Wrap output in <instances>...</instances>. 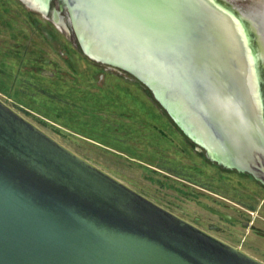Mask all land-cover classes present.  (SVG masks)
<instances>
[{
  "label": "water",
  "instance_id": "95a60500",
  "mask_svg": "<svg viewBox=\"0 0 264 264\" xmlns=\"http://www.w3.org/2000/svg\"><path fill=\"white\" fill-rule=\"evenodd\" d=\"M21 1L45 15L50 5ZM227 1L61 0L88 58L134 76L218 163L264 173V45ZM52 16L67 28L60 10ZM0 264L264 261L157 204L0 99Z\"/></svg>",
  "mask_w": 264,
  "mask_h": 264
},
{
  "label": "rangeland",
  "instance_id": "374dc122",
  "mask_svg": "<svg viewBox=\"0 0 264 264\" xmlns=\"http://www.w3.org/2000/svg\"><path fill=\"white\" fill-rule=\"evenodd\" d=\"M227 4L264 32V0ZM147 90L131 74L89 60L49 10L0 0L3 102L157 204L264 261V188L209 161L171 128Z\"/></svg>",
  "mask_w": 264,
  "mask_h": 264
},
{
  "label": "flooded vegetation",
  "instance_id": "af4514ba",
  "mask_svg": "<svg viewBox=\"0 0 264 264\" xmlns=\"http://www.w3.org/2000/svg\"><path fill=\"white\" fill-rule=\"evenodd\" d=\"M230 1V0H229ZM58 6V7H57ZM56 7L53 5L51 8H50V5H49V11L51 12V15H53V9L56 8L57 10H60V12L63 10L64 12V8L66 10V7L65 5L61 2H59V4L57 5ZM249 6V5H247ZM67 11V10H66ZM243 12V11H241ZM48 13V11H47ZM46 13V14H47ZM247 17V13L243 12ZM63 15V19L65 20V17L67 16L62 14ZM251 19V18H250ZM67 21V22H66ZM66 24H67V30L70 32V34L74 35L75 39H76V36L74 34V30L72 28V26L70 25L69 21L66 19ZM253 21V20H252ZM255 24V23H254ZM256 26V29L258 31V34H259V38L260 40L263 41V44L264 45V32L261 30V28H259V26L257 24H255ZM65 28V27H64ZM249 36H250V40L251 42L253 43V47H256V42H255V38H254V35L252 34V32L250 31L249 32ZM77 41V39H76ZM78 43V42H77ZM89 60L97 63L98 65H101V66H104L105 68H110V66L106 65V64H103V63H100V62H97V61H94L90 58H88ZM113 68V67H111ZM116 69V68H114ZM117 70H120V69H117ZM120 71H123V70H120ZM125 72V71H124ZM263 82H262V86H261V90H262V96H263V102H264V78L262 79ZM148 91V90H147ZM150 96L152 97V99L155 101V103H157L156 99L154 98V96L152 95V93L150 91H148ZM161 109L163 110L164 114L166 115L165 118L168 120L169 122V125L171 126V128L173 127L174 128V125H176V127L179 129V131L182 133L183 136H185L186 139H188L189 142H191L192 144L195 145V149L199 150V151H202L205 155V157L213 162L216 166H218L219 168H223V169H226L228 170L229 172L233 173V174H242L250 179H252L256 184H258L259 186H261L262 188H264V173L263 171L261 170V166L260 165H257V168H256V173H252V172H248V171H241V170H238L236 168H233V167H228V166H225L221 163H218L217 161H215L214 159H212L210 156L207 155L206 151L204 148L200 147L199 145H197L196 143H194L191 139H189V137L179 128V126L172 120V118L168 115V113L165 111V109L161 106ZM171 122V123H170ZM263 166H264V160H263ZM262 173V174H261Z\"/></svg>",
  "mask_w": 264,
  "mask_h": 264
},
{
  "label": "bare ground",
  "instance_id": "6f19581e",
  "mask_svg": "<svg viewBox=\"0 0 264 264\" xmlns=\"http://www.w3.org/2000/svg\"><path fill=\"white\" fill-rule=\"evenodd\" d=\"M32 2L33 3H35L36 5H39V1L38 0H32ZM243 13V12H242ZM243 15H245L244 13H243ZM246 16V15H245ZM262 174V173H261Z\"/></svg>",
  "mask_w": 264,
  "mask_h": 264
}]
</instances>
